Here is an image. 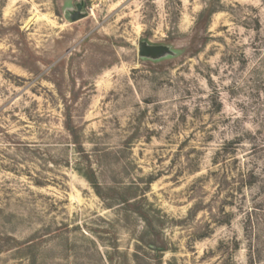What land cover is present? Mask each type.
I'll return each mask as SVG.
<instances>
[{
  "label": "rangeland",
  "instance_id": "obj_1",
  "mask_svg": "<svg viewBox=\"0 0 264 264\" xmlns=\"http://www.w3.org/2000/svg\"><path fill=\"white\" fill-rule=\"evenodd\" d=\"M0 264H264V0H0Z\"/></svg>",
  "mask_w": 264,
  "mask_h": 264
},
{
  "label": "water",
  "instance_id": "obj_2",
  "mask_svg": "<svg viewBox=\"0 0 264 264\" xmlns=\"http://www.w3.org/2000/svg\"><path fill=\"white\" fill-rule=\"evenodd\" d=\"M140 53L142 56H149L150 55V47L143 45L140 49Z\"/></svg>",
  "mask_w": 264,
  "mask_h": 264
}]
</instances>
